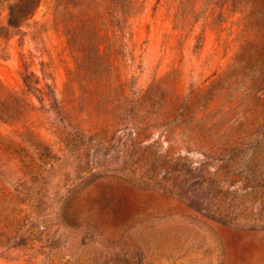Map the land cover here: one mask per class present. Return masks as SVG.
<instances>
[{"label": "rangeland", "instance_id": "374dc122", "mask_svg": "<svg viewBox=\"0 0 264 264\" xmlns=\"http://www.w3.org/2000/svg\"><path fill=\"white\" fill-rule=\"evenodd\" d=\"M0 264H264V0H0Z\"/></svg>", "mask_w": 264, "mask_h": 264}]
</instances>
